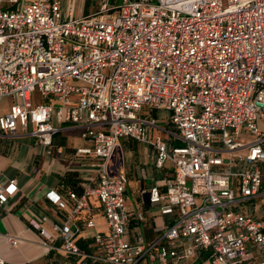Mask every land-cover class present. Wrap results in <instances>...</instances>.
Listing matches in <instances>:
<instances>
[{
	"label": "built area",
	"instance_id": "2783aa9c",
	"mask_svg": "<svg viewBox=\"0 0 264 264\" xmlns=\"http://www.w3.org/2000/svg\"><path fill=\"white\" fill-rule=\"evenodd\" d=\"M101 2L75 17L61 0H0V104L15 102L0 132L31 128L50 147L54 116L82 129L93 147L79 153L95 156L100 176L70 198L74 215L88 208V194L99 198L109 228L96 237L104 264H264V219L240 210L264 198V0ZM36 94L56 105L36 103ZM146 110L167 114L171 142L152 140L157 120ZM122 138L154 146L157 166L176 170L165 192H143L161 214L178 213L152 243L128 239L127 180L109 174ZM16 188L0 187V205ZM54 230L67 255L87 256L69 226Z\"/></svg>",
	"mask_w": 264,
	"mask_h": 264
},
{
	"label": "crops",
	"instance_id": "0c3cea01",
	"mask_svg": "<svg viewBox=\"0 0 264 264\" xmlns=\"http://www.w3.org/2000/svg\"><path fill=\"white\" fill-rule=\"evenodd\" d=\"M122 2L108 0L110 6ZM101 5V0H61L66 16L70 13L75 17L91 15L100 11ZM35 102L56 105L54 100H43L38 94ZM143 116L157 120V127L150 130L152 140L161 137L171 142L173 128L167 114L146 110ZM52 123L58 130L50 147L38 143L31 128L19 126L14 136L0 132V187L10 181H16L17 187L0 205V258L5 264H65L69 260L73 264H104L99 260L102 251L96 237L107 236L109 228L99 198L88 194V208L75 215V202L70 198L71 192L81 196L97 187L99 162L92 154L79 153L81 149L93 147L82 138L81 128L59 122L55 116ZM157 156L154 146L122 138L109 162L110 176L123 175L127 180L128 239L131 241L142 236L152 243L158 239L162 228L178 219L177 212L161 214L159 207L150 203L148 194L143 193L152 187L165 192L167 182L176 176L170 162L157 166ZM262 169L264 173V165ZM57 196L61 198L60 204L52 200ZM240 210L264 219V198L248 202ZM89 222H93L94 227H88ZM56 225L69 226L75 232L76 243L86 257L69 256L62 250L63 240L54 230ZM10 237L17 239V245L10 242ZM250 253L253 259L259 260L256 246H250ZM194 262L192 258L183 264Z\"/></svg>",
	"mask_w": 264,
	"mask_h": 264
},
{
	"label": "rangeland",
	"instance_id": "374dc122",
	"mask_svg": "<svg viewBox=\"0 0 264 264\" xmlns=\"http://www.w3.org/2000/svg\"><path fill=\"white\" fill-rule=\"evenodd\" d=\"M14 100L13 98H6L2 101V103L0 104V114H5L7 113L8 111L10 112V108L11 106L14 104ZM8 112V113H9ZM259 128L264 131V121H260L259 122ZM159 127H161L160 125H158Z\"/></svg>",
	"mask_w": 264,
	"mask_h": 264
},
{
	"label": "trees",
	"instance_id": "16d2710c",
	"mask_svg": "<svg viewBox=\"0 0 264 264\" xmlns=\"http://www.w3.org/2000/svg\"><path fill=\"white\" fill-rule=\"evenodd\" d=\"M176 146H183L184 144L182 142H177V144H175Z\"/></svg>",
	"mask_w": 264,
	"mask_h": 264
}]
</instances>
